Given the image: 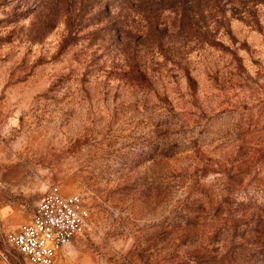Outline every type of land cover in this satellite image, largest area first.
<instances>
[{"label": "rangeland", "instance_id": "rangeland-1", "mask_svg": "<svg viewBox=\"0 0 264 264\" xmlns=\"http://www.w3.org/2000/svg\"><path fill=\"white\" fill-rule=\"evenodd\" d=\"M52 186L54 264H264V0H0V264Z\"/></svg>", "mask_w": 264, "mask_h": 264}, {"label": "built area", "instance_id": "built-area-1", "mask_svg": "<svg viewBox=\"0 0 264 264\" xmlns=\"http://www.w3.org/2000/svg\"><path fill=\"white\" fill-rule=\"evenodd\" d=\"M80 196H63L52 186L39 198L33 217L6 236L28 264H54L62 247L80 236L89 214Z\"/></svg>", "mask_w": 264, "mask_h": 264}, {"label": "crops", "instance_id": "crops-1", "mask_svg": "<svg viewBox=\"0 0 264 264\" xmlns=\"http://www.w3.org/2000/svg\"><path fill=\"white\" fill-rule=\"evenodd\" d=\"M44 193H45V192H44ZM33 212H34V211H33ZM32 217H33V213H32V216H31L30 220L32 219ZM30 220H29V221H30ZM25 223H26V222H25ZM19 226H20V225H19ZM19 226H18V227H19ZM18 227H17V228H18ZM17 228H16V229H14V230H13V231H11V232H15V231L17 230ZM11 232H10V233H11Z\"/></svg>", "mask_w": 264, "mask_h": 264}]
</instances>
